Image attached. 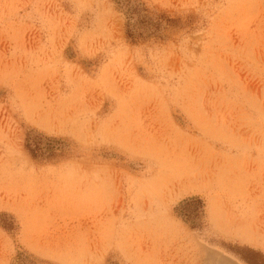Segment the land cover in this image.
Wrapping results in <instances>:
<instances>
[{"label":"rangeland","instance_id":"obj_1","mask_svg":"<svg viewBox=\"0 0 264 264\" xmlns=\"http://www.w3.org/2000/svg\"><path fill=\"white\" fill-rule=\"evenodd\" d=\"M132 1L0 0V264H264V0Z\"/></svg>","mask_w":264,"mask_h":264},{"label":"trees","instance_id":"obj_2","mask_svg":"<svg viewBox=\"0 0 264 264\" xmlns=\"http://www.w3.org/2000/svg\"><path fill=\"white\" fill-rule=\"evenodd\" d=\"M118 4L122 5L126 9V16L128 18L129 25L137 31L148 28L151 24V21L143 15L142 8L134 3L132 0H115ZM133 35V34H132ZM59 144V141L54 139L43 138L42 136H31L28 139V150L31 153L32 157L35 159L51 158L55 152V149ZM201 204L200 200L193 198L188 202L184 203L182 208V216L185 217L188 221H191L194 216H196ZM195 206V210H192L191 206Z\"/></svg>","mask_w":264,"mask_h":264}]
</instances>
